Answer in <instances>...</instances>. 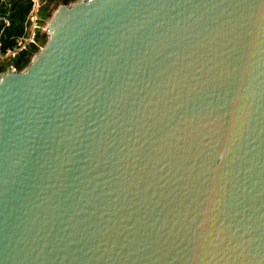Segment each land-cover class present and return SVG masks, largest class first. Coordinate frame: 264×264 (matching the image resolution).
Returning <instances> with one entry per match:
<instances>
[{
	"label": "water",
	"instance_id": "1",
	"mask_svg": "<svg viewBox=\"0 0 264 264\" xmlns=\"http://www.w3.org/2000/svg\"><path fill=\"white\" fill-rule=\"evenodd\" d=\"M0 72V264H264V0H77Z\"/></svg>",
	"mask_w": 264,
	"mask_h": 264
},
{
	"label": "trees",
	"instance_id": "2",
	"mask_svg": "<svg viewBox=\"0 0 264 264\" xmlns=\"http://www.w3.org/2000/svg\"><path fill=\"white\" fill-rule=\"evenodd\" d=\"M67 3L71 0H65ZM74 1V0H72ZM33 0H0V55L14 50L18 46V39L26 34L28 18L33 7ZM47 7L40 10V15L46 17L49 13ZM47 35L36 39L44 44ZM39 51V46L32 42L21 49L15 57L14 63L19 70L24 69L31 61L33 55ZM6 64H0V72L5 71Z\"/></svg>",
	"mask_w": 264,
	"mask_h": 264
},
{
	"label": "rangeland",
	"instance_id": "3",
	"mask_svg": "<svg viewBox=\"0 0 264 264\" xmlns=\"http://www.w3.org/2000/svg\"><path fill=\"white\" fill-rule=\"evenodd\" d=\"M75 1L77 0L74 1L71 0L68 3L65 0H33L34 5L32 7V10L28 18V24L26 27L25 36L18 39V46L14 50H11L5 54L0 55V64H6L7 65L6 70L9 68H15L19 70L14 63L15 57L18 54V52L21 49L26 48L32 42L36 43L39 46V49L42 48L44 46V43L41 40L38 41L36 39V35H38L39 38L42 39L46 34L45 31L46 25L50 20L51 16L53 15V13L61 5H66L69 3H73ZM44 7H47L46 11L49 13V15L46 17L40 15V10Z\"/></svg>",
	"mask_w": 264,
	"mask_h": 264
},
{
	"label": "built area",
	"instance_id": "4",
	"mask_svg": "<svg viewBox=\"0 0 264 264\" xmlns=\"http://www.w3.org/2000/svg\"><path fill=\"white\" fill-rule=\"evenodd\" d=\"M34 5V4H33Z\"/></svg>",
	"mask_w": 264,
	"mask_h": 264
}]
</instances>
